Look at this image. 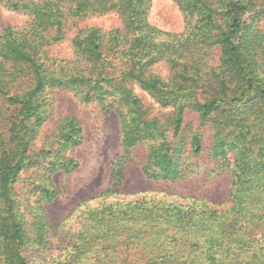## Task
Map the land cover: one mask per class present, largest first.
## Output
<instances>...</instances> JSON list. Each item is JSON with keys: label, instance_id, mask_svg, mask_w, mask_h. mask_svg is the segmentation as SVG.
Segmentation results:
<instances>
[{"label": "trees", "instance_id": "1", "mask_svg": "<svg viewBox=\"0 0 264 264\" xmlns=\"http://www.w3.org/2000/svg\"><path fill=\"white\" fill-rule=\"evenodd\" d=\"M151 1L0 0L29 17L0 32V264H31L26 250H44L59 234L46 209L60 195L53 177L78 169L84 135L76 117L55 115L58 92L118 117L103 201L121 193L140 146L149 179L232 174L229 208L195 195L87 208L65 264H264V0H172L184 18L179 33L149 22ZM109 13L122 28L79 27ZM73 28V54L61 57L56 48ZM161 64L167 78L154 71ZM30 171L32 184L18 189Z\"/></svg>", "mask_w": 264, "mask_h": 264}, {"label": "rangeland", "instance_id": "2", "mask_svg": "<svg viewBox=\"0 0 264 264\" xmlns=\"http://www.w3.org/2000/svg\"><path fill=\"white\" fill-rule=\"evenodd\" d=\"M149 14V22L164 31L179 33L185 28L183 14L177 4L172 0H152ZM27 15L12 11L0 3V32L3 29L13 26L20 27L27 22ZM122 20L115 13H109L103 16H95L81 21L79 27H99L104 31H110L114 28H122ZM264 30V21L261 23ZM78 27V28H79ZM76 28L69 31L65 40L56 48L59 56L69 58L73 51L71 39L76 32ZM154 71L163 78L169 75V69L161 64L154 67ZM140 95L147 97V102L153 104L156 109H160L153 99L137 87ZM161 110V109H160ZM55 115L76 117L83 127L84 139L82 143L74 149L73 156L78 162V169L66 174L58 172L53 177L55 186L60 195L51 203L46 205L47 215L51 224L57 228L61 225L58 236L52 241L50 247L44 250L29 248L26 250V256L31 264H65L66 257L71 253V244L74 240V234L79 231L84 220L82 211L86 214L87 208H97L102 202H129L140 197L152 198L158 201L168 203H186V198L193 195L204 197L211 202L221 204L229 208L232 204L228 201L230 181L232 179L231 171H226L222 175L206 179L200 177L191 181L182 183H165L154 179L146 178L141 166L147 158L146 147L140 146L136 149V158L127 169L126 180L121 193L118 196H110L103 201L97 198L109 187V173L111 162L119 152L120 123L114 112L105 114L102 107L95 103L82 104L71 94L58 92L56 95ZM189 121L197 124V118L194 114H188ZM52 124L49 126L51 129ZM50 131L45 129L38 138V147L44 141ZM211 130L204 128L203 144L206 150L211 143ZM48 141L47 145H50ZM57 145L52 147L56 150ZM203 161L212 168V164L207 159V153ZM206 168V167H204ZM36 175L31 171L24 174V183L17 185L18 189L24 187V184H32ZM30 190L27 187L26 192ZM30 197V194H26ZM83 201H88L78 209ZM76 209V210H75ZM72 216L68 218L69 215ZM87 259V258H83Z\"/></svg>", "mask_w": 264, "mask_h": 264}]
</instances>
